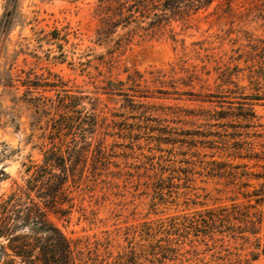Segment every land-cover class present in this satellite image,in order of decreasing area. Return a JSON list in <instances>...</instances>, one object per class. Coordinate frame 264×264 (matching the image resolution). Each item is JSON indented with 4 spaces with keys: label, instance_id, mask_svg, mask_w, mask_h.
Returning <instances> with one entry per match:
<instances>
[{
    "label": "rangeland",
    "instance_id": "374dc122",
    "mask_svg": "<svg viewBox=\"0 0 264 264\" xmlns=\"http://www.w3.org/2000/svg\"><path fill=\"white\" fill-rule=\"evenodd\" d=\"M97 1L0 0V168L8 174V178H0V196L15 181L22 182V163H40L43 147L50 145L46 113L34 119L32 101L38 95L55 98L65 89L90 91L105 76L123 78L125 69L161 68L163 81L174 80L180 89L193 93L180 99L159 94L162 97L155 102L196 113L202 107L245 115L215 120L178 111L160 119L165 127L162 132L141 133L138 139L125 136L126 132L107 136L112 156L106 175L90 188L85 185L73 193L68 220L52 219L71 238L93 240L109 233L116 251V245L133 240L132 228L145 220L229 204L233 195L237 202L245 201L239 191H250L264 182V0H216L193 15L187 25L172 23L177 42L170 39L169 27L161 35L136 38L116 54L110 71L102 68L103 75L90 78L79 61L84 59L81 53L86 46L105 51L90 41L98 21L94 13ZM88 70L96 74L93 68ZM191 71L199 78L193 80V87L184 86L181 78ZM208 94L221 102L197 100ZM100 97L106 111L118 107L107 96ZM212 159L225 163V176L206 172L204 165ZM158 161L176 169L174 175L179 178L173 180L178 187L173 188L171 201L154 214L148 206L146 169ZM260 208L264 210V206ZM259 236L264 243V231ZM187 248L182 250L185 255ZM251 264H264V257Z\"/></svg>",
    "mask_w": 264,
    "mask_h": 264
},
{
    "label": "trees",
    "instance_id": "16d2710c",
    "mask_svg": "<svg viewBox=\"0 0 264 264\" xmlns=\"http://www.w3.org/2000/svg\"><path fill=\"white\" fill-rule=\"evenodd\" d=\"M214 1L98 0L94 9L98 21L90 41L105 51L95 52L94 47H84L81 53L84 59L79 61L82 71L90 78L103 75L102 68L110 71L116 54L134 39L161 35L167 27L170 39L177 42L172 23L187 25L193 15L205 11ZM181 43L184 45V40ZM197 43L203 48L202 41ZM89 68L96 70V74L91 75ZM180 68L187 71V67ZM125 72L123 78L103 77L100 85H94V90L65 89L56 93L55 98L33 97L34 119L46 113L50 145L43 147L40 163H22L25 172L22 182L15 181L0 196V264H168L176 260L181 264L184 260L190 264H251L264 257V243L259 236L264 231V210L260 208L264 206V182L250 191H239L245 201L237 202V195H233L229 197V204L145 220L132 228L133 240L116 245V251L109 233L93 240L71 238L52 219L55 216L68 220L74 206L73 193L85 185L90 188L106 175L104 171L109 169L112 156L106 145L107 136L126 132L125 136L138 139L141 133L162 132L165 127L159 123L160 119L166 120L165 116L178 111L215 120L245 116L236 111L224 113L202 107L196 113L155 102L162 97L159 94L180 99L193 91L180 89L174 80L163 81L161 68L125 69ZM197 78L191 71L180 82L193 87V80ZM101 95L118 107L106 111ZM208 95L197 100L209 104L221 102ZM247 108L254 116L251 104ZM204 166L210 176L226 174L222 161L212 159ZM146 170L149 171L145 183L150 189L146 192L148 206L157 214L160 206L171 201V192L178 187L173 180L179 177L174 175L176 169L165 167L159 161ZM179 170L188 174V170ZM0 173L1 180L8 178L3 167ZM185 246L188 248L184 253L190 256L183 254Z\"/></svg>",
    "mask_w": 264,
    "mask_h": 264
}]
</instances>
